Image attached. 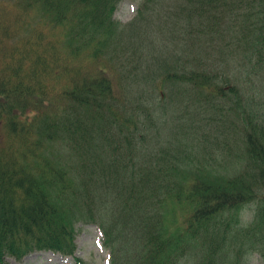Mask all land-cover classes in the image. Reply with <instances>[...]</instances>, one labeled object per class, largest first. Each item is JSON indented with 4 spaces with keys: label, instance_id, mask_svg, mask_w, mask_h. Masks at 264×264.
<instances>
[{
    "label": "trees",
    "instance_id": "trees-1",
    "mask_svg": "<svg viewBox=\"0 0 264 264\" xmlns=\"http://www.w3.org/2000/svg\"><path fill=\"white\" fill-rule=\"evenodd\" d=\"M119 1L0 0V264L36 250L74 256L79 222L99 226L109 264H244L253 253L264 262L261 114L243 108L240 123L219 114L217 133H227L215 134L204 156L228 159L232 135L245 161L224 178L203 174L159 183L144 175L129 184L112 162L83 168L89 155L113 141L114 129H138L136 108L129 112L125 105L129 85L149 84L148 71L117 70L123 62L111 60L113 40L129 59L126 50L139 38L145 54L139 50L135 60L141 66L150 35L168 33L175 50L153 56L164 79L239 104L240 89L223 58L246 56L252 67L264 60V0H168L166 9V0H145L126 27L113 18ZM182 61L186 66L175 70ZM187 62L195 67L187 69ZM68 148L82 163V181L54 155ZM246 203L254 208L243 219ZM171 215L177 220L165 227L164 216Z\"/></svg>",
    "mask_w": 264,
    "mask_h": 264
},
{
    "label": "rangeland",
    "instance_id": "rangeland-1",
    "mask_svg": "<svg viewBox=\"0 0 264 264\" xmlns=\"http://www.w3.org/2000/svg\"><path fill=\"white\" fill-rule=\"evenodd\" d=\"M144 1L120 0L113 14L117 24L120 27H126L136 21L138 9ZM166 2L168 3V0L164 2V9H166ZM221 27L227 38L229 33L225 29L226 23H222ZM148 40L152 44L149 46L147 59L141 66L135 60L139 50L143 55L145 54L140 46L139 38L133 41L134 43L126 50V52L130 51L129 59H124L126 53L122 51L123 44L115 40L111 43L110 50L115 53L111 60H118L117 63L123 62L117 70H121L122 74L132 71L130 72L132 76L139 75L141 71H148L149 84L138 85L134 82L129 85V92L132 96L125 102V105L129 108V112L132 108H136L138 129L134 131L131 128L128 130L124 128L121 132L114 129L113 141L107 143L109 146L104 144L95 151V154L89 155L83 167L84 170L88 172L89 165L100 161L112 162V165L116 164L117 167L123 169L120 173V177L124 180L123 183L130 184L131 181L137 180L138 177L142 178L144 175L160 183L167 181L168 178L181 181L203 174L215 175L216 179L224 178L241 169L245 163L241 144L239 140H234L232 135L229 137L235 149L228 159L224 160L220 156L206 159L207 156H204L203 150L212 146L215 134L224 137L227 133V130L224 133H217L221 129L219 114H226L227 123L228 120L240 123L243 108L253 110L264 118V60L258 61L256 66L252 67V63L246 59V56L236 55L238 59L236 60L230 52V59L223 58L226 61L224 71L230 75L232 83L239 87L240 99L239 104L234 98H226L219 102L210 93L193 91L191 88L185 90L180 87L179 82H171L169 78L164 79L167 73L162 71V64H154L153 56L159 55L160 58H164L167 53L170 54L172 50H175L171 35L154 33ZM232 41L233 39L231 44ZM125 61L128 63L126 67L124 66ZM87 64L90 65L88 62ZM186 64L189 66L187 69L195 67L192 62ZM219 64L220 61L216 62L213 67L219 68ZM177 66L175 70L181 71L186 65L182 61ZM220 69L223 70L222 66ZM168 70H170L169 67ZM183 85L188 84L183 83ZM128 101L130 106L127 104ZM236 114H238L237 117ZM96 125H103V122L99 121ZM101 141L104 142L103 139ZM54 155L68 161L69 172L73 179L83 180L85 176L83 170L78 171L82 163L75 153H71L70 148L54 152ZM201 160H205L206 163L200 162ZM116 177L118 178L117 175L113 176V178ZM137 187L143 188V196L147 194L141 183ZM67 199H74L75 203L78 202V198L72 196ZM253 208V204H244L240 209V216L248 219ZM172 218L173 215L168 219L164 216L162 224L169 227L170 221L177 220L176 216L175 220ZM76 230L74 255L84 264H109V252L102 244V232L99 226L79 222L76 224ZM169 230L174 231L172 228ZM118 236L117 240L122 241L120 234ZM6 260L8 264H78L74 256H62L46 250L30 252L22 259L7 256ZM244 264L264 263L258 253H253L248 256Z\"/></svg>",
    "mask_w": 264,
    "mask_h": 264
}]
</instances>
